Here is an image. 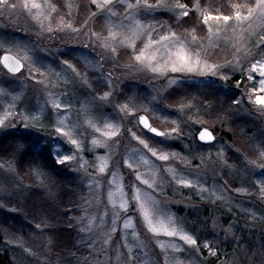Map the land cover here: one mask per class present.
Instances as JSON below:
<instances>
[{
  "label": "rangeland",
  "instance_id": "374dc122",
  "mask_svg": "<svg viewBox=\"0 0 264 264\" xmlns=\"http://www.w3.org/2000/svg\"><path fill=\"white\" fill-rule=\"evenodd\" d=\"M17 2L19 0H10V3ZM37 2L46 4V0ZM149 2L154 4L156 0ZM180 2L188 3V0ZM50 3L58 10L51 13V27L54 29L51 33L43 31L25 10L18 8L0 15V45L3 46L0 47V56L8 50L25 64L21 73L13 75L0 63V88L6 89L8 93H0V116L12 113L6 123L15 125L0 130V137L9 130L25 131L17 113L22 115L27 112L40 117L41 122L50 131L60 116L67 115L66 123L80 134L73 138L81 140L83 151L77 153L76 162L64 166L76 175L85 192H82L79 203L81 216L67 219L60 229L63 216L57 210H52L55 213L49 211L51 208L46 205V200L52 199L53 188L52 181H49L48 173L42 165H32L29 171L36 180L37 187L41 189L36 202L45 207L31 209L28 204V199L31 201V186L24 182L14 162L0 158V221L4 245L11 251L15 263L85 264L87 258V264H93L94 257L90 255L92 250L84 242L89 240L90 234L80 231L87 221L80 223L79 220L85 212L89 216L99 217L105 208H112L108 192L115 191L116 186L109 183L110 173L98 172V158L105 156L108 150L92 144L93 140L106 139L102 133L105 123L110 122L118 126L120 135L107 141L111 149L109 167L123 175L125 191H128L127 186L135 181V177L127 170L123 159L130 149L142 147L139 141L133 138L132 133L146 141L150 147L178 154L174 158L170 156L169 161L164 162L152 157L151 153L145 150L153 165H141L139 171L144 179H148L150 183L155 180L159 185L153 195L163 202L164 211L174 218L176 225L195 235L201 244L208 242L217 250V255L212 256L209 255V250L203 247L197 250L186 246L179 237H167L163 234L157 237L141 226L135 214L132 215L131 225L125 230L123 225L127 217L121 212L114 240L118 245L122 238L127 236V245L134 249L133 255L137 256V264H144L145 261L148 264H174L176 260L182 261L183 264H264V241L259 237L260 230L264 231V208L261 209L264 207V196L255 183L260 177L249 170L252 166L247 165L245 160L247 157L257 163H264V158L259 157L257 150V145L264 147V112L258 111L246 97L242 98V93L246 90L245 85L247 89H251L254 82L245 80L241 88L237 89L232 86L234 79L224 83L220 81L219 76L182 77L175 73H151L146 68L137 66L130 49L125 50L124 47L118 46V56L113 57L110 52L98 47L99 41H96L91 33L95 31L107 36L108 22L97 13L92 0H50ZM165 3L171 6L175 0H165ZM245 3H254V0H200L201 8L211 11L217 7ZM118 11L121 15L113 18L114 24H118L122 19L123 9ZM92 13H97V16L93 17ZM45 14H48L47 7ZM165 14L176 17L166 9H156L151 16L138 17L141 21L152 24L156 30L152 34L153 39H158L159 35L167 34L170 30L175 31L166 21ZM198 15L200 17V13ZM60 18L72 23L73 27L80 31L58 30ZM85 21H88L87 25ZM44 26L48 27L47 20L44 21ZM215 27L213 22V30ZM220 27L224 29L221 36L212 37L211 40L208 28L202 23L187 27L184 33L175 32L189 41L192 51L201 52L210 63L231 60L235 51L232 45L239 41L252 53L240 57L241 64L247 68L249 61L258 52L254 47L257 36L264 34V31L259 26H254L250 31H245L243 39H240V28L234 22H229L227 28L223 24ZM243 27L247 28V24ZM231 28H236V39L225 38L231 37ZM192 29H195L197 34L189 32ZM190 33L197 37L195 41L191 40ZM145 39L146 33H142L135 41L137 49L143 47ZM28 49L32 50L29 55L34 53L36 68L39 69L37 72L34 68L31 75L36 77V81L44 80L48 84L47 88L36 83L29 75L28 65L32 61L23 59ZM100 56L104 57L102 70L98 64ZM63 60H68L74 65L80 75L63 65ZM49 66L54 71H51ZM40 72L46 75L42 76ZM56 73L60 75L57 76ZM109 73L111 86L107 83ZM173 78L183 82L169 86V81ZM212 80L216 83H211ZM49 91L57 94L62 103H70L71 108L61 107L57 110L46 106ZM105 92L112 94L107 99H101ZM153 97L156 99L153 100ZM234 98L240 99L241 103L234 104ZM188 102L193 105L190 110L178 111L181 103ZM123 104L128 105L127 112L120 111ZM142 113L161 131H170L177 126L172 123L176 121L181 135L175 139H166L146 131L139 123V115ZM89 122L99 127L101 132H96ZM201 128H209L215 133L216 139L213 143L207 145L197 140L196 135ZM34 136L40 138L38 148L48 149L44 133H34ZM64 147V154H72L68 150L72 146ZM221 149L223 160L216 155ZM72 151L75 149L72 148ZM37 168L40 176L36 175ZM168 168L175 170L177 178L192 180L194 186L177 184L172 179L173 173L167 171ZM157 169L159 171L154 176L153 172H157ZM90 181H99L102 187L97 188L96 184H93L90 190ZM117 183H120L119 179ZM139 186L149 190L146 185ZM200 188L205 191L201 192ZM218 196L223 199H217ZM85 200L88 203H85ZM116 201V207L119 209L118 194ZM1 213L15 215L19 221L5 220ZM110 217L111 212L108 224H111ZM36 224L41 225L40 229L35 227ZM256 224L263 228L255 227ZM141 242L144 244L143 249H137L136 245ZM160 243H164L166 247L160 248ZM170 243L177 244L180 250L167 247ZM110 255L113 256L112 264H116L114 253L110 252ZM97 258L103 260L102 255Z\"/></svg>",
  "mask_w": 264,
  "mask_h": 264
},
{
  "label": "snow or ice",
  "instance_id": "6c2138e0",
  "mask_svg": "<svg viewBox=\"0 0 264 264\" xmlns=\"http://www.w3.org/2000/svg\"><path fill=\"white\" fill-rule=\"evenodd\" d=\"M92 4L96 7L97 13H100L107 20V36H103L101 33L92 31V37H95L96 41H99L98 47L105 52H110L113 57L118 56L117 47H124L125 50L130 49L133 53V59L137 62V66L146 68L148 71L154 74L167 75L168 73L179 74L182 77L189 75H198L202 77H217L221 82L226 83L227 81L234 79V86L237 89L241 88V85L245 80L254 82V86L251 89H247L245 85V91L242 93V98L247 99L249 103L257 107V110L264 112V34L257 36L254 47L258 50L257 54L249 61L248 67L245 68L241 62V56L251 55V50L246 46L242 45L237 41L233 43L235 49L233 58L231 60H225L223 63H210L201 52L192 51L189 47V41L181 36L177 35L175 31H169L167 34L159 35L158 39H153L152 34L156 31L151 23H145L138 19V17L151 16L154 14L156 9H166L173 12L176 15L177 20L182 18H188L190 13L195 11L200 13L201 23L208 28L209 39L212 37L219 38L224 29H221L220 25L223 24L225 28L229 26V22H234L237 27L240 28V39H243V33L250 31L254 26H259L264 31V0H254V3L245 4H232L230 5L232 12L229 15H225L220 11L213 12L208 9H202L200 0H188V3H181L180 0H175V3L169 6L165 3V0H156V3H150L149 0H92ZM191 4V8L189 7ZM47 7L48 14H45V8ZM71 7V4L68 5ZM25 10L31 15V18L35 20L43 31L51 33L54 29L51 27L52 16L51 13L57 12V8L54 4L50 3V0H46V4L37 2V0H19L17 3H10V0H0V15L11 10L17 9ZM118 9H123L122 19L118 24H114L113 18L120 16L121 13ZM97 13H92L93 17L97 16ZM48 21V27L45 28L44 21ZM213 22L216 27L213 30ZM88 21H85L87 25ZM247 24V28L243 25ZM162 27V26H161ZM57 29L63 31L70 29L73 32H79L80 29L74 28L72 23L65 22L63 18L59 19ZM119 29V30H117ZM195 29H192V33ZM142 33H146V39L143 43V47L137 49L135 41L140 38ZM231 37H225L226 39H236V28H231ZM191 40L195 41L197 37L189 34ZM0 47H3L0 45ZM87 47V45H85ZM219 47V45H216ZM31 49L25 51L23 57L24 60L32 61L28 65L29 75L31 79L36 81V77L32 76V70L36 68L37 61L33 55H29ZM95 53V49H93ZM0 63L8 70L11 74L21 73L22 69L25 68V64L17 56L12 55L8 50H5L4 55L0 56ZM63 65L71 68L73 72L80 75L77 72L74 65L70 64L68 60L61 62ZM86 63H90L86 61ZM99 68L102 70L104 65V57H99ZM132 67V65H127ZM51 71H54L50 68ZM39 72V69L36 68ZM228 73V74H225ZM40 75L44 76L46 73L40 72ZM59 76V73H56ZM183 81L178 78H173L169 81V86L173 84L182 83ZM216 83L215 80L210 81ZM36 83L44 85L45 88L48 84L44 80L36 81ZM107 83L111 86V73L108 74ZM0 93L7 95V90L0 88ZM112 93L105 92L101 99H107ZM67 95V94H63ZM48 99L46 100V106H50L52 109H70L71 104L67 101L61 102L57 94L49 91L47 92ZM15 99V97L13 98ZM156 98L153 97V100ZM233 103L239 105L240 99H233ZM12 107V105H9ZM171 107V105H166ZM193 107L191 102L181 103L178 106V111H184L185 109L190 110ZM128 105L123 104L120 106L121 112H127ZM12 113H6L0 116V130L7 129L8 127H15L6 123L9 116ZM20 115V119L25 131L20 134L19 140L12 145L13 154H18L21 157L27 156L29 153L36 151L38 148L39 137H35L34 133H44L46 137V143L48 145L49 154L55 164L64 166L70 165L72 162L77 161V153L83 151L82 142L80 139L73 138L79 136L78 131L66 123L68 116L63 115L57 120L56 124L52 126L51 131L44 126L41 122L40 117L25 112L24 114L17 113ZM139 122L143 126L149 129L152 133H155L158 137H164L166 139H175L181 135V129L176 121H172L176 124V127L171 128L170 131H160L149 123L147 116H140ZM90 126L95 129L96 132H101V129L91 122ZM200 123V121H196ZM103 136L106 138L104 141L93 140L94 146H102L108 150L105 156L99 157L98 172L99 173H110L111 179L110 185L114 184L115 191L109 190L108 200L112 205L109 210L105 208L103 213L97 216H89L87 212L80 218L79 222L83 223L85 220L87 223L80 229L81 232L89 233V240L84 241L89 249L92 251L90 255L94 257L93 264H112L113 256L110 252L114 253V259L116 264H137V256L133 255L134 249L127 245V236L125 235L120 243L117 245L114 240V234L117 233V221L121 219V212L127 217L124 221V229L126 230L132 223V215L135 214L137 221L142 227H146L148 231L159 236L163 234L167 237H179L186 246H192L193 249H199L203 247L209 250V255L216 256L217 250L213 246L204 242L203 244L196 238L195 235L185 231L176 225L175 220L172 216L168 215L164 211L165 205L160 200H157L153 192L156 191L159 185L153 180L152 183L148 179H144L142 173L139 171L141 165H153V161L148 158L145 154V150L151 153L152 157L158 158L159 161L167 162L171 157H176V153H168L166 151L158 150L150 147L149 144L141 140L140 137L132 133L135 140L139 141L142 146L140 148L130 149L123 159V164L127 170L132 173L135 177V181L128 185V191H125V185L123 183L124 177L119 171H112L109 167V161L111 160V149L109 148L108 140L112 138H118L120 130L117 125L106 122L104 125ZM7 134V133H6ZM215 136L207 129L199 132L200 141H214ZM72 146L68 150L72 154H64L65 147ZM259 157L264 158V147L257 145ZM239 151V150H237ZM217 157L223 160V149L216 153ZM211 154H209V158ZM82 159V158H81ZM247 165L252 166L249 170L254 175L259 176L260 179L255 181L259 186V191L264 196V163H257L256 160H250L245 157ZM202 162V161H201ZM225 164L227 161H223ZM151 171V168H149ZM36 175L40 176L39 169L36 170ZM86 171V169H85ZM157 172H153V175H157ZM167 171L172 172V179L179 185L193 187V181L183 177L177 178L175 170L168 168ZM119 179L120 183H117ZM96 184L97 188L102 187L99 181H90L89 189L91 190L92 185ZM146 185L149 190L142 189L139 185ZM198 186V185H196ZM203 192L205 189L200 188ZM241 191V189H237ZM129 193L131 194L129 196ZM119 196V209H117L116 196ZM217 199H223L218 196ZM85 203H88L85 200ZM111 212V224H108L109 213ZM254 217V214H253ZM99 221V222H97ZM35 227L40 229L41 225L36 224ZM230 231V229L228 230ZM138 235V234H137ZM116 245V247H113ZM144 244L138 243L137 249H143ZM160 248H165L164 243L159 244ZM167 247L173 250L179 251V246L175 243H170ZM30 251V250H28ZM103 256V260H99L97 257ZM85 264H87V258H85ZM144 264H148L147 261ZM174 264H183L182 261L176 260Z\"/></svg>",
  "mask_w": 264,
  "mask_h": 264
},
{
  "label": "trees",
  "instance_id": "16d2710c",
  "mask_svg": "<svg viewBox=\"0 0 264 264\" xmlns=\"http://www.w3.org/2000/svg\"><path fill=\"white\" fill-rule=\"evenodd\" d=\"M191 8V6H190ZM220 11L223 14H231L232 10L230 6L217 7L213 12ZM198 13L193 11L188 18H182L177 20L176 17L165 14L166 21L171 24L176 32L184 33L187 27L191 25H198L201 23V17H198ZM192 32V31H189ZM196 33V32H194ZM197 34V33H196ZM22 130H9L3 133L0 137V158L3 160H9L16 164L17 170L25 183L31 186L29 194L31 201L28 199L29 208L33 209L39 206L36 202L37 197L40 194L41 189L37 187V182L31 176L29 171L30 167L35 164L42 165L45 171L48 173L49 181H52V199L46 200V205L51 208L49 211L57 210L59 214L63 216L60 220V229L63 228V222L67 219L79 218L81 215V209L79 203L81 202L82 192H85L84 186L76 175L68 170L65 166H60L54 163L52 156L49 154V150L45 147L37 148L36 151L29 153L27 156L21 157L18 154H13L12 145L19 140ZM7 133V134H6ZM262 207L261 209H263ZM54 212V211H52ZM55 213V212H54ZM74 216L71 217V214ZM5 220L19 221L17 216L12 214L1 213ZM77 215V216H76ZM71 217V218H68ZM262 222V221H261ZM262 225V223H261ZM261 225L256 224L255 227ZM259 237L264 241V231L260 230ZM264 244V242H263ZM253 246V245H252ZM0 264H16L11 251L4 245V236L1 228L0 221Z\"/></svg>",
  "mask_w": 264,
  "mask_h": 264
},
{
  "label": "water",
  "instance_id": "95a60500",
  "mask_svg": "<svg viewBox=\"0 0 264 264\" xmlns=\"http://www.w3.org/2000/svg\"><path fill=\"white\" fill-rule=\"evenodd\" d=\"M12 54V53H11ZM4 55V53L1 55V56H3ZM12 55H14V54H12ZM18 58V57H17ZM19 59V58H18ZM23 62V61H22ZM1 65L3 66V64L1 63ZM3 68L8 72V70L3 66ZM23 70V69H22ZM11 74V73H10ZM15 75V74H14ZM140 116H147L146 114H140L139 115V117ZM148 120H149V118H148ZM140 123V122H139ZM149 123L151 124V122H150V120H149ZM140 125H141V127H143L146 131H148V132H150V133H152L149 129H147V128H145L144 126H143V124L142 123H140ZM152 125V124H151ZM152 127H155V126H153L152 125ZM156 128V127H155ZM158 129V128H157ZM203 129L204 128H201L199 131H198V133H197V135H196V138H197V140L199 141V142H201V143H203V144H211V143H213L214 141H200L199 140V132L200 131H203ZM212 134H213V136H215V133L211 130V129H209V128H207ZM158 130H160V129H158ZM161 131V130H160ZM152 134H154V135H156L155 133H152ZM157 136V135H156ZM216 137V136H215Z\"/></svg>",
  "mask_w": 264,
  "mask_h": 264
}]
</instances>
